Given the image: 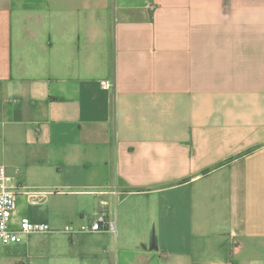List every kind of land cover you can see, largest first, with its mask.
<instances>
[{
    "label": "crops",
    "instance_id": "1",
    "mask_svg": "<svg viewBox=\"0 0 264 264\" xmlns=\"http://www.w3.org/2000/svg\"><path fill=\"white\" fill-rule=\"evenodd\" d=\"M0 165L9 263L264 264V0H0Z\"/></svg>",
    "mask_w": 264,
    "mask_h": 264
},
{
    "label": "built area",
    "instance_id": "2",
    "mask_svg": "<svg viewBox=\"0 0 264 264\" xmlns=\"http://www.w3.org/2000/svg\"><path fill=\"white\" fill-rule=\"evenodd\" d=\"M109 87V83H104ZM10 176L6 174L5 167L0 165V242L3 244L19 242L23 237L34 233H49L52 231L47 223L31 221L27 216L21 217L17 228L10 225L12 212L15 208L16 191ZM109 230L107 218L98 213L88 222L81 223L77 227H68L67 233H94Z\"/></svg>",
    "mask_w": 264,
    "mask_h": 264
},
{
    "label": "rangeland",
    "instance_id": "3",
    "mask_svg": "<svg viewBox=\"0 0 264 264\" xmlns=\"http://www.w3.org/2000/svg\"><path fill=\"white\" fill-rule=\"evenodd\" d=\"M0 264H15V263H9L5 253L0 249Z\"/></svg>",
    "mask_w": 264,
    "mask_h": 264
}]
</instances>
